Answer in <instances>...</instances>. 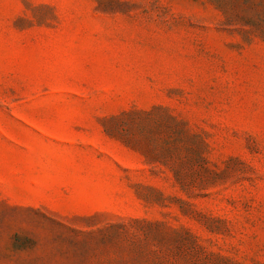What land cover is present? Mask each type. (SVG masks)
<instances>
[{"label":"rangeland","instance_id":"obj_1","mask_svg":"<svg viewBox=\"0 0 264 264\" xmlns=\"http://www.w3.org/2000/svg\"><path fill=\"white\" fill-rule=\"evenodd\" d=\"M264 0H0V264H264Z\"/></svg>","mask_w":264,"mask_h":264},{"label":"trees","instance_id":"obj_2","mask_svg":"<svg viewBox=\"0 0 264 264\" xmlns=\"http://www.w3.org/2000/svg\"><path fill=\"white\" fill-rule=\"evenodd\" d=\"M263 32H264V29H263Z\"/></svg>","mask_w":264,"mask_h":264}]
</instances>
